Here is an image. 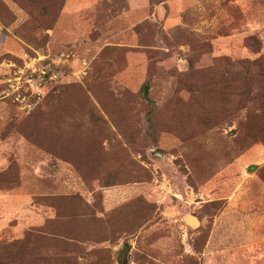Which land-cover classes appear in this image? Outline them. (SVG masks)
<instances>
[{"label": "rangeland", "instance_id": "374dc122", "mask_svg": "<svg viewBox=\"0 0 264 264\" xmlns=\"http://www.w3.org/2000/svg\"><path fill=\"white\" fill-rule=\"evenodd\" d=\"M127 1L0 0V244L264 264V0H147L131 27Z\"/></svg>", "mask_w": 264, "mask_h": 264}, {"label": "crops", "instance_id": "0c3cea01", "mask_svg": "<svg viewBox=\"0 0 264 264\" xmlns=\"http://www.w3.org/2000/svg\"><path fill=\"white\" fill-rule=\"evenodd\" d=\"M171 1H173V0H169V4H170ZM183 1L184 2L181 5L182 9H181L180 13L183 12L184 9H186V8L194 9V11H195L196 8H193L192 6H190L189 5V2L192 1L195 4V3H197L196 0H183ZM137 2H139V3H137ZM164 3L166 4V1H164ZM208 3L209 4H212V3L209 2V0H208ZM127 6H128V11L125 14V16H127L129 19H131L133 21L130 24V27L132 25H135V24H137V23L145 20V19L150 18L149 3H148L147 0H128L127 1ZM176 15L177 14L171 13L169 11V13L167 15V19L170 20L171 22H173V19L175 18V21L174 22H176L177 21L176 20V18H177ZM173 16H174V18H173ZM215 18H220V17H219V15L216 14V16L213 17V20H212V22L209 25L206 26V25H203L201 22H199V24H196V25L191 26L190 30L191 31H194L195 33L196 32H200V33L201 32H206V33L213 32L214 29H213L212 24H213ZM180 25H184L183 22H181ZM214 25H215V29H216V23ZM130 27H128L126 30H128ZM61 32H63V33H61ZM61 34L62 35L64 34V36H65V34H68V32H64V30H62V31H60V33H58V35H61ZM114 35H113V39H115V36ZM47 37L50 40V43H48V39H47V42L45 43L47 51H39L36 48H34V51L38 55H42L40 57L45 58V60H47L51 56V48H50V45L51 44L53 45V43H52V35L51 34L50 35H47ZM0 47H3V46H0ZM57 47H59V43L58 42H57ZM0 52L4 53V51H2V50H0ZM5 52H8V50H5ZM257 153H258L257 156H259L258 158L262 157L261 155L264 154V148H262L261 150H257Z\"/></svg>", "mask_w": 264, "mask_h": 264}, {"label": "trees", "instance_id": "16d2710c", "mask_svg": "<svg viewBox=\"0 0 264 264\" xmlns=\"http://www.w3.org/2000/svg\"><path fill=\"white\" fill-rule=\"evenodd\" d=\"M44 10V9H42ZM49 32V30H46ZM46 35H48V33L46 32ZM264 72V70H263ZM249 79V78H248ZM249 82L253 83V84H259L260 85H264V80L263 83L262 81H255V80H251L249 79ZM263 97V101H264V96ZM43 118L42 116H39V121L40 119ZM58 127H54L53 129H56ZM78 135L75 134V138H77ZM78 147L80 146V143H77ZM81 146H84L83 144ZM73 155V152L70 153ZM79 155V154H77ZM97 160L99 161V159L97 158ZM255 167H252V169H254ZM263 169H259L258 171V175L259 179L264 183V171H260ZM8 184V183H7ZM6 187V186H5ZM60 212V210H57ZM27 240V239H25ZM28 242L25 241H12L10 243L7 244H0V264H23V262H26L27 258H31L30 259V263L31 264H35L39 259L37 258L40 254V249L35 245V246H31L30 244H28ZM24 246V247H22ZM47 246V245H46ZM46 246H41V249L47 254L48 253V248ZM36 253V257H34L33 255ZM36 258V259H35ZM37 260V261H36ZM47 261L49 262V256L47 255Z\"/></svg>", "mask_w": 264, "mask_h": 264}, {"label": "water", "instance_id": "95a60500", "mask_svg": "<svg viewBox=\"0 0 264 264\" xmlns=\"http://www.w3.org/2000/svg\"><path fill=\"white\" fill-rule=\"evenodd\" d=\"M146 90H147V87L144 88V92H143L144 97H146V94H147ZM183 222L187 227H189L191 229H196L200 226L199 219L193 215H186L183 218Z\"/></svg>", "mask_w": 264, "mask_h": 264}]
</instances>
